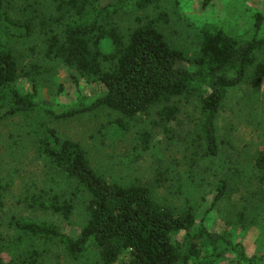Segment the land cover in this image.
Returning a JSON list of instances; mask_svg holds the SVG:
<instances>
[{
    "label": "trees",
    "instance_id": "obj_1",
    "mask_svg": "<svg viewBox=\"0 0 264 264\" xmlns=\"http://www.w3.org/2000/svg\"><path fill=\"white\" fill-rule=\"evenodd\" d=\"M15 1L0 0V125L14 116L25 118L24 130H29L27 136L49 175L38 198L40 208L67 220L74 199L85 195L87 204L84 226L77 237L61 233L53 225L11 218L20 241L31 243L26 252L13 257L6 252L0 232V264H40L43 252L37 245L41 242L59 244L73 262L94 255L97 264H187L193 257L199 260L196 264H218V254L201 258L194 246L184 255L173 242L180 234L231 253L236 264H264V256L249 255L226 235L210 232L203 220L195 226L196 211L187 197L175 207L154 199L139 181L124 184L109 179L92 166L80 143L61 138L49 124L104 110L116 116L113 125L119 132L127 133L132 122L149 118L152 112L165 123L175 121L177 109L169 104L171 99L196 90L200 122L192 146L204 160L217 158L216 119L224 101L248 72L253 86L264 84V59H256L264 49V16L252 11L249 28L241 35L223 27L203 30L196 54L188 58L171 46L153 21L135 16L132 25L121 28L123 14L146 10L157 0H112L104 6L99 5L100 0H21L19 6ZM211 1L204 0L202 6ZM31 40L39 43L42 60L77 74L73 80L76 86L81 79L99 84L102 91L92 96L79 94L66 105L37 100L35 77L41 66L32 64L30 70L23 71L19 52L14 51L15 43ZM32 47L28 50L34 53ZM21 78L32 82L33 94L14 88ZM137 136L143 149L156 147L151 145L149 131L137 132ZM162 167L157 177L175 176L174 192L182 196L180 175L165 163ZM253 169L258 181L264 183V149L256 155ZM227 171L237 169L229 164ZM228 188L225 176L217 180L211 209ZM5 192L0 177V210Z\"/></svg>",
    "mask_w": 264,
    "mask_h": 264
},
{
    "label": "rangeland",
    "instance_id": "obj_2",
    "mask_svg": "<svg viewBox=\"0 0 264 264\" xmlns=\"http://www.w3.org/2000/svg\"><path fill=\"white\" fill-rule=\"evenodd\" d=\"M110 2L112 0H100L99 5ZM203 2L157 0L146 10L123 14L124 24L120 25L123 29L132 25L131 19L135 16H141L144 22L153 21L171 46L190 58L197 52L203 30L223 27L234 35H241L249 28L250 17L255 12L264 16V0H212L205 8ZM15 4L19 6L21 0H16ZM14 17L18 18L16 12ZM261 36L264 40V25ZM38 44L31 40L22 45L15 43L14 47V51L19 52L23 71L30 70L32 64L41 66L35 77L37 100L66 105L75 101L79 94L92 96L102 91L99 84L86 83L79 77L76 86L73 80L77 74L42 60ZM29 46H34V53L28 50ZM256 59H264V49L256 54ZM182 66L191 68L186 63ZM250 77L248 72L242 83L231 90L217 116L220 153L213 160H204L201 152H195L192 146L196 144L200 122L199 92L196 90L171 99L169 104L177 109L175 121L165 123L152 112L149 118L139 117L132 122L127 133H120L113 125L116 116L104 110L49 124L61 138L80 143L99 173L124 184L139 181L151 191L154 199L171 206L180 207L184 196L187 197L196 211L195 226L203 220L210 232L224 234L234 244L242 245L249 255L261 257L264 256V183L258 181L253 164L256 155L264 149V84L255 87ZM14 88L23 94H33L32 82L26 78L19 79ZM24 122V117L14 116L0 125V177L6 184L0 210V232L6 252L13 257L26 252L31 240L20 241V233L12 226L11 218L53 225L70 237L79 235L86 219L85 195L73 200V211L67 220L38 205L49 175L32 139L27 136L29 130H24ZM142 131H149L151 145L155 148L143 149L137 141V132ZM163 163L180 175L182 196L175 193V176L173 180L169 175L157 177ZM229 164L237 171H227ZM222 176L229 180L228 192L211 209L213 189ZM173 242L184 255L188 247L194 246L201 258L218 254V264H236L231 253L215 250L203 241H192L184 234L174 237ZM37 249L43 252L40 264H97L94 255L77 262L69 260L59 244L41 242ZM198 261L193 257L187 264Z\"/></svg>",
    "mask_w": 264,
    "mask_h": 264
}]
</instances>
